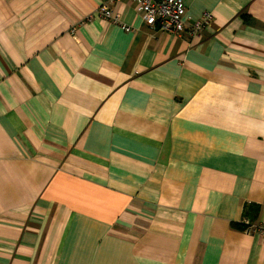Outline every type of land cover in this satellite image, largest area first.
<instances>
[{
	"label": "crops",
	"instance_id": "crops-1",
	"mask_svg": "<svg viewBox=\"0 0 264 264\" xmlns=\"http://www.w3.org/2000/svg\"><path fill=\"white\" fill-rule=\"evenodd\" d=\"M183 2L0 0V264H264V0Z\"/></svg>",
	"mask_w": 264,
	"mask_h": 264
},
{
	"label": "built area",
	"instance_id": "built-area-1",
	"mask_svg": "<svg viewBox=\"0 0 264 264\" xmlns=\"http://www.w3.org/2000/svg\"><path fill=\"white\" fill-rule=\"evenodd\" d=\"M146 26L153 31H162L174 36H180L186 29V8L183 0H133ZM100 17L111 20L113 24L121 25L126 32L133 29L121 24L118 15L109 7L103 6L98 11ZM213 21L211 13H205L191 27V35H198ZM247 235L260 236L264 239V221L252 224L248 219L241 223Z\"/></svg>",
	"mask_w": 264,
	"mask_h": 264
},
{
	"label": "trees",
	"instance_id": "trees-1",
	"mask_svg": "<svg viewBox=\"0 0 264 264\" xmlns=\"http://www.w3.org/2000/svg\"><path fill=\"white\" fill-rule=\"evenodd\" d=\"M241 227V229H244L242 225H239Z\"/></svg>",
	"mask_w": 264,
	"mask_h": 264
}]
</instances>
